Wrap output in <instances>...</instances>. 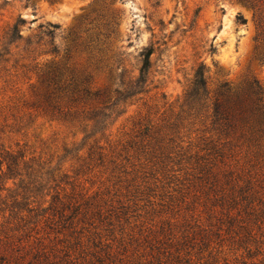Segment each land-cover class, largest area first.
Instances as JSON below:
<instances>
[{"label": "rangeland", "instance_id": "obj_1", "mask_svg": "<svg viewBox=\"0 0 264 264\" xmlns=\"http://www.w3.org/2000/svg\"><path fill=\"white\" fill-rule=\"evenodd\" d=\"M258 19L239 0H0V148L41 162L65 213L78 208L69 221L37 202L14 215L9 198L0 255L10 264L264 261V136L242 123L219 136L209 117L223 83L264 89ZM16 24L23 38L11 42ZM149 46L148 92L105 111L99 129L121 75H138ZM202 63L208 95L188 104Z\"/></svg>", "mask_w": 264, "mask_h": 264}, {"label": "trees", "instance_id": "obj_2", "mask_svg": "<svg viewBox=\"0 0 264 264\" xmlns=\"http://www.w3.org/2000/svg\"><path fill=\"white\" fill-rule=\"evenodd\" d=\"M239 1L252 7L256 11V15L259 14L258 27L260 32L258 38L261 45L259 59L264 64V0ZM238 20H242L241 16H238ZM242 21L245 22V20ZM55 27L58 28L56 25ZM22 38L19 26L17 24L14 25L11 42ZM154 50L153 46L142 50L138 75L132 76L128 80L124 79V73L121 75L122 91L117 92L118 98L116 102L112 103L111 106L105 107L104 111L99 113L100 118L96 121V124L101 127L99 129L107 126L106 121L110 116L105 111L108 110L114 113L121 102L127 103V100L148 92ZM205 71V64H200L185 95V100L188 104L201 103L207 97L208 89ZM52 79L57 82L56 72L53 73ZM254 97L256 100L252 101ZM210 110L211 114L209 117L211 118L212 129L219 136L228 134L238 123H242L254 130L256 134L264 136V89L258 85H251L244 92H238L230 88L227 82L223 83L218 96L213 101L212 106H210ZM147 131H150L148 127ZM210 143L212 146L211 150L219 153L220 148L212 140ZM42 169L41 162L33 158L27 160L24 152H14L0 148V205L1 203L6 204L8 199L11 198V210L16 215L23 213V211L34 212L35 207H31V204L37 202L43 211L54 210L65 221L71 220L78 208L73 210L72 215L65 213V210L70 208L69 205L66 207V203L61 200L60 191L51 194L52 186H49V176L47 175H51L50 178L53 177L52 172L47 171L43 176ZM17 179L19 180L18 183H16ZM10 180L14 182L15 187L9 186ZM3 192H7L5 197L2 196ZM49 196H51V200H48ZM46 203L49 204L48 207H44ZM0 264H10V262L7 261L6 256L0 255ZM15 264L30 263L17 262ZM255 264H264V261Z\"/></svg>", "mask_w": 264, "mask_h": 264}]
</instances>
